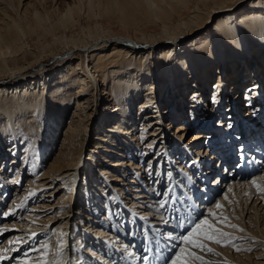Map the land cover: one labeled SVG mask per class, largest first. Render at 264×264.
Listing matches in <instances>:
<instances>
[{"label": "bare ground", "instance_id": "obj_1", "mask_svg": "<svg viewBox=\"0 0 264 264\" xmlns=\"http://www.w3.org/2000/svg\"><path fill=\"white\" fill-rule=\"evenodd\" d=\"M183 1L184 0H97L96 2H98V6L103 9L104 13L118 14V17L122 19L123 26L133 25V23H130V19L134 13L137 12L138 14L146 15V17H149L152 20L155 19V21H162L160 23V32L155 35H146L136 39H133L128 35H109L103 38L101 36H99V38H95L94 36L92 41L89 43L88 41L82 40H80L82 42H74L70 44V46H66L68 48L64 49V46L62 51L57 50L53 51L52 53L63 52L62 54H68L69 52H73L72 56L81 58V60H77L65 65V71L58 73L57 77L50 79V83L48 85L46 84L47 79L42 75L41 77H35L34 79H27L26 76H24L13 83L14 85H4L0 87V151L3 153L5 152L4 157H6L8 153L11 154L12 152V150L9 149L12 146H15L14 150L17 149L15 153L19 152V154H24L21 168L16 166L14 169V172L16 171L17 173L16 176L6 177L7 174H4V176L0 174V185L6 189L4 195L9 189L8 185H12L14 183L15 186L17 185L18 187V183H20L19 180L23 171L22 169L25 167L26 157H28L27 167H29V172H32L41 165V160L45 154L49 156L50 153L48 152V149L50 151V148L54 145V142H52V144L49 143L51 140H53V136L56 135L55 132L57 128L65 121L66 117L63 118V116L66 114L67 109L72 105V102L73 104L75 102L74 106L76 110L73 111L72 118L69 123L63 127L60 143L57 149H54L56 153L55 158L51 163H47L45 171L42 174L33 176L39 178L37 181H43L40 184L35 185L33 184V181H29L26 184L29 187L25 188V192L19 196V198L22 200L20 201L19 199V204H17L19 207H22L28 198L36 195V192L45 186L44 181L50 180L51 184H53V182L59 180L60 184L58 185V189L62 192L60 199L57 200L56 204L53 205L56 207V209H58L54 217L60 221L56 230L58 241L54 249L56 251L54 252V255H51L49 264H54V262L55 264H72L70 257L75 252L74 250L77 251L80 249L83 251L77 252L82 253L81 256L83 260L81 264H88L91 257L102 260L100 259V256L95 255V250L81 246L83 242H80L81 239H79V236L77 237V234H75L77 233L76 229L74 228L75 225L74 223H70V220L75 217L73 210H78L80 208L79 206H76L77 204L75 203V200H78L79 197L85 199V195H87V204L85 202V205L90 206L91 201L93 202V205L90 207V209L95 206L94 209L96 210L100 203H95L97 201L94 200V197L98 198V196L96 197L95 195V189L97 188V190L100 191L98 184H93L94 189H91V191L90 187L85 191L80 189V185H77L78 168L81 165H85L86 162V159H84L82 156L83 143L86 138L85 131H87L89 124V120L86 121V118L90 119L93 114H88L89 111L84 113V111L88 109V106H90V102H92L90 101L91 98L94 101L95 97L93 95V91L94 88H98L99 83L101 84L99 90H107L109 95H107V99H105L107 100L106 102L103 103V99H101L102 103L100 104V107L98 106V99L95 101L94 105H96V110H102V115H104L106 112H109L110 118H107L105 122L104 120L102 121L104 122L102 123L104 131L100 134V137L95 140L98 143L95 144L94 149L104 148L103 154L101 155V160L103 162L107 161V155L105 154H112L111 156L113 158H120L119 160L112 159V161L107 162L113 167V171L109 169V171H106L103 168L98 169V174H100V177L111 179L108 184H111L112 182H124L125 177L128 176L127 178H129L131 174L129 175V169L127 168L132 166L130 160H133L136 154H138V158L141 159L145 153H143L142 150L139 151L138 146L135 144V141L138 139V130L143 128L145 131L147 130L148 125H152L153 130L159 132L157 136H161L160 139L165 141L164 147L167 149L163 147V151L166 153L164 160L168 161H170L169 155H171L170 153L173 151L171 147H168L173 143L171 141L172 139L170 140L169 137H173V139L175 137V139L178 138L181 140L185 138L186 132H188V127L190 128L193 125H197L199 133L195 134L193 139V142L196 144H194L195 148L189 147V145L185 148H182V145L180 143L178 144V142H176L172 147L175 151L178 149V151L181 152H175L178 156V160L180 158L183 162L190 164V166L188 164V169L193 170V167L196 166L201 171L207 170L205 171V174H209L210 171L204 168L203 164H197L194 159L190 158V156L197 158V156L200 155V161H203L204 156L209 152L205 151L204 148L209 146L212 149H217L218 147L216 146L220 144V140L225 141V144L226 142H229V144L232 143L233 145L231 147H233L236 145L235 143H241V140L246 141L245 136H252L253 132H256V134L259 135V138L261 136L264 137V128L262 127V124H259V119L256 114L255 117L253 116V119L245 122L243 120H239L236 116L240 114L241 117H246V115L250 113L248 109H253L252 112L256 110L259 113H262L260 109L264 111V0H212V2H214V6L210 7L209 11L206 10V14L202 15L201 17H197L199 13H196L195 15L189 17L186 22H179L175 26L166 25L164 20L167 18V13L173 9L169 6L172 4V6H175L177 9L178 5H180ZM224 4L227 5L223 6ZM74 8L72 10H74ZM89 9L91 10L92 6L91 8L89 7ZM6 11L8 10L6 9ZM2 15H4L3 19L10 17L8 12L3 13ZM3 19L1 21H3ZM2 27L3 29L0 30V74H8V77L10 78L15 74H19L23 69L22 67L24 65L21 67H12L9 65V63L14 65L15 61L18 60L14 48L16 47V42L19 41V39H22L24 36L22 35L23 37L20 38L21 32L15 22L7 25L5 24V26ZM142 42L144 43L145 48L140 49L139 46L142 45L140 44ZM2 50L4 51L2 52ZM83 56L87 58V61L83 59ZM85 63L87 64L85 65ZM251 67H253V69H251ZM220 71L225 75L223 77L224 80H222L224 83L226 82L224 87L221 86L222 82L220 84H218V81L216 82V80H218L216 72ZM80 72L83 73V75H80ZM192 74H195L194 78L196 80V84L194 86L197 87L198 91L202 89L205 92L200 96L198 93L191 92L190 95H188L190 97L188 99V96L185 98V94H183V92L185 91L184 88H190L189 85L186 86V84H188L190 78H192ZM242 74H245L243 78L240 77ZM214 78H216V80ZM245 79H248L246 83H239L240 80L242 81ZM199 83L201 84L199 85ZM174 87L176 88V94L179 93V96L181 97H177V99H179V101L184 105L183 107L181 106L182 108L179 106L181 105L179 101H176L175 104L174 102H171L173 101V97H175V93H172ZM191 87H193V84ZM77 98H82L86 102L77 101ZM200 99H206V101L203 103H208L210 100L209 103H211L215 111H217V115L220 114L222 121L217 123L219 117H216L213 122H211L210 116L202 118L201 114H205L204 112L206 111V108H202V113V103ZM10 100H12V102H10ZM86 103L89 105H87V107H83ZM256 104L260 106V109L258 107H254ZM137 106L139 108H137ZM248 106L251 107L248 108ZM146 107H149L152 111L151 115L146 121L147 123L144 125L142 124L141 127H138L139 123L141 122L138 120V124H135L134 118L135 116H139V114ZM135 108H137L138 112L134 114V110H136ZM111 110H115L116 114L112 113ZM171 110L173 113H171ZM175 113L177 114L174 115ZM162 115H165L167 119L163 120ZM174 116L176 117L172 119ZM35 120H37V122ZM100 120L101 118H98V120L94 121L96 123ZM208 122H210V124L205 125ZM262 122L264 126V119ZM162 126L166 128L167 126H173L172 132L174 133H171V136H168L166 133L163 134L164 132L160 133V131L163 130ZM251 126L258 127L255 130H252ZM95 128L97 129V125L91 126L89 131ZM17 130L20 132L16 133ZM156 134L157 133H155V135ZM206 139L209 140V143L204 146ZM203 140H205V142ZM4 143L5 145H3ZM200 143L202 144V149L197 146L200 145ZM258 143H260V141H258ZM222 148L223 146L220 147V149L218 148L217 150L213 151L214 153L211 155V158H216L221 164L223 161L218 156H224L228 153L222 154L224 152L221 151ZM254 152L261 157V160H257L259 165H251L249 170H251L250 173L253 174V181L256 180V185L259 188H264V175H254V173L258 172L259 167L263 166L264 149H254ZM120 153H123L124 155ZM200 153H203V155ZM89 154L90 152L88 155ZM209 154H211V152ZM47 156H45V159ZM4 157L3 164L5 162ZM123 158L128 159L123 161ZM14 159L15 158L11 160L12 164L15 162ZM45 159L42 162H44ZM210 161L212 162L210 167H214L215 162L211 159H208V162ZM92 162H94V158H92ZM176 164L182 163L177 162ZM164 165L167 166L168 163L164 162ZM183 166H185V164ZM140 167L135 166L132 168L134 170L133 175H141V173H137L138 170H141ZM183 172L181 173L182 175ZM110 173L112 175H110ZM120 173L123 174L124 178H122V180L119 182L117 179L120 178ZM226 174L225 180L227 179ZM178 175L180 177V174ZM227 175L231 177V173ZM235 177L241 180L247 178V175L241 178L235 174L232 178L234 179ZM90 178L91 177H89V179ZM185 178V185H187L189 190L191 189V192L195 198V200L190 202V205L196 210V207L194 206L195 203L193 202H196V198L200 192V186L197 184L200 179L197 177L192 183L194 178L191 180L190 178L192 177L190 175L188 177L186 176ZM142 179L147 180L146 177H143ZM231 179L229 180L232 181ZM128 182L132 185L136 184L132 178H129ZM218 182H221L219 183L220 185L224 183L221 179L218 180ZM92 183L94 182H90L91 185ZM144 183L145 182L142 180L140 181V185H142L145 189L147 185ZM88 184L89 182L87 178V186ZM243 184L244 187L241 188ZM243 184L238 182L236 184L232 182L230 185L227 184V192L231 193L232 190L235 191V197L230 196L229 194H227L224 198L219 197L217 199L216 197V204L220 203L224 212H226V208L229 206L227 198H229L231 201H234V203H238L241 196L245 195L244 200L246 203H248L253 195L255 196L257 194H264V192L258 191V187L254 186L250 182ZM132 185H127V191L130 193H133L134 190H136L134 187L139 186ZM113 188L114 185H112V189ZM146 189L147 195L153 194L152 186L150 189L149 187ZM229 189H231V191H229ZM115 190L116 195L121 198L118 208L124 206V208L128 207L133 209L135 207L143 206L144 209H141L140 211L139 209L137 210L139 212V217H148L151 215L149 212H144L146 211L145 208L148 206L149 201L147 202L146 207L144 205V201H141V199L148 197H146L145 192L138 194L137 191L136 193L138 195L133 194L132 197L136 200L134 203L132 199L128 201L129 196L131 195L124 194L122 189L115 188ZM211 190H206L204 193L205 199L211 198V194L213 192ZM175 191L177 192L178 190L170 189L169 193H175ZM44 193L43 196L48 195L47 192ZM76 194L77 197H75ZM175 194L179 195L178 193ZM1 197L2 195L0 198ZM259 199H261L260 203H262V205L258 206V204L254 203L257 208L253 210L255 212V216L258 217L259 210H263L264 195L262 197H257L255 202H257ZM138 200H140V202ZM21 202H23L22 206ZM216 204L214 207H212V211L216 210H214ZM196 205L199 206L200 204L196 203ZM201 205L202 207L199 206L198 209H205L204 204ZM53 206L42 207L51 209ZM169 206L170 201H168V207ZM240 207L241 204L239 208ZM99 208L102 207L100 206ZM124 208L121 211V215L122 213L123 215L125 213ZM164 208H166V206ZM164 208L161 210V212L159 211L158 214H156L157 220L160 221L158 224L161 228L154 230L150 228V230L155 233L158 244L161 245L165 251H168L172 247L170 243L176 240V232H180V229L178 230L177 227H174L173 223L169 224L167 221H164L166 217V213L163 211ZM242 211L243 213L245 212L244 210ZM196 212H198V210ZM159 213L161 214L159 215ZM90 214H92V212H90ZM93 214L95 215L94 218L97 216L98 219L103 216V214L99 215L97 210L94 211ZM162 215L163 217H161ZM76 218V220H78V216ZM85 218L88 221L91 220L93 223H99L98 228H93L94 231L89 229V233L92 231L91 234H93V237L90 236L93 238L91 240L97 239L99 241L98 244H105L107 245V248H109V245H111L110 249L113 250V254H109V256L113 257L116 254L114 251L115 248L117 249L119 247L115 246L116 244H114V242H120V240L114 235H111L112 233L108 231V228L111 230L112 227H109V224H104L103 220L106 219H102L101 222L100 220L99 222L93 220L89 213L87 216H85ZM133 218L134 220L138 219L136 217ZM145 221L149 222L148 220ZM209 222L212 224V221ZM136 224H139L140 226L139 231L144 230L147 231V233L149 232V228L147 227V229L146 225L141 227V223L136 222ZM237 224L240 225V222ZM238 225L237 227H239ZM121 227V225L118 226L115 224L113 227V233L118 235V232H121L119 234H122V231H120ZM26 228L30 236H33V233L37 232V228L34 225L27 226ZM40 229L41 228H38V230ZM83 233H85L84 229ZM148 235H150V233H148ZM16 237L20 239L23 236L22 234H17ZM70 238L76 242L75 245L71 244V246H73L71 251H69ZM113 239H115V241H113ZM190 240L194 241L192 239ZM250 240L256 241L257 239L251 238ZM20 241L23 242L22 240ZM257 241L263 243L264 245L263 241ZM89 243L92 245L91 242ZM180 243L184 244L183 246L185 249L181 258L188 260V254L195 253L194 249L196 248H193L191 243H185L183 241H180ZM93 246L96 247L94 244ZM98 246L99 245H97V247ZM166 246H170L169 249ZM124 247L125 250L127 249L129 252L127 254L125 253V256L127 257L131 252V247ZM188 247L190 248V251H188ZM164 250L162 251L163 253ZM138 252L140 253L141 250L138 249L137 254H139ZM57 253L58 255L55 256ZM145 253H147V251ZM83 254L87 255V259ZM144 254H141V257H143ZM158 255H161L159 251H157V254H155L153 251V255L152 252H150V256L156 259L157 263H161V261L164 259V254L161 261ZM117 256H122V253L119 255L117 254ZM47 258H49V256ZM72 259L75 258L72 256ZM102 261L106 263V259H103ZM205 261L208 262V260ZM193 262L194 261H192V264ZM108 263H110V260L107 261V264ZM194 264L198 263L194 262ZM261 264H264V262Z\"/></svg>", "mask_w": 264, "mask_h": 264}, {"label": "rangeland", "instance_id": "obj_2", "mask_svg": "<svg viewBox=\"0 0 264 264\" xmlns=\"http://www.w3.org/2000/svg\"><path fill=\"white\" fill-rule=\"evenodd\" d=\"M96 1L97 0H0V18L3 19L4 15H2V14L6 13V12H8V15L10 16L9 18L3 19V21H1L2 19H0V30L3 29L2 26H5V24L7 25V24L15 22V24L18 26V28L21 32L20 38H22L24 36L22 39H19V41L16 42L17 48L16 47L14 48L15 54H16L18 60L15 61L14 65L9 63V65H11L12 67H16V66L21 67L22 65H24L22 67L23 69L21 70V72L19 74H15L13 77H10V78L8 77V74H0V87L4 86V85H12L16 81H18V79H21L24 76H26L27 79H34L35 77H39V76L41 77L42 75L44 76V78L47 79L46 84L48 85L50 83V79H53V77H57L58 73H62V71H65V69H66L65 65H67L68 63L75 62L77 60H81V58L72 56L73 52H69L68 54L67 53L62 54L63 52L52 53L53 51H57V50L62 51L64 46H65L64 49H66V48H68L66 46H70V44H72L74 42L76 43V42L88 41V43H89L90 41H92L94 36H95V38H99V36H101L103 38V37L109 36V35L110 36L111 35H115V36H127L128 35V36L132 37L133 39H136V38H140V37L146 36V35H155V34L160 32V23L162 21H160V22L155 21V19L152 20L149 17H146V15L138 14L137 12H135L134 15L130 19V23H133V25L123 26L122 25V19H120L118 17V14H116V13H112V14L111 13H104L103 9L98 6V4H97L98 2H96ZM211 2H212V0H210V1H208V0H184L182 2L183 4L181 3L180 5H178L177 9L175 6H172V4H171V6H169V7L173 8V9L171 11H168L167 18L165 19L166 21L164 20V22L166 25H169V26L174 25L175 26L179 22H186L189 19V17H191L192 15H195L196 13H199V15H197V17H199V16L201 17L202 15L206 14V10L209 11V8L214 6V4H213L214 2H212V3ZM92 4H94V5H92ZM226 5L227 4H224L223 6H226ZM88 6L90 8L92 6V9L90 10ZM72 7L73 8L75 7L74 10H72L73 9ZM79 8H81V9H79ZM6 9L8 11H6ZM92 13H93V15H92ZM26 19H27V21H26ZM38 23H40V24H38ZM20 26H22V27H20ZM39 28H41V29H39ZM90 35H91V37H90ZM73 37H74V39H73ZM80 40H82V41H80ZM65 43H67V44H65ZM140 44H142L141 46H139L140 49L145 48V45L143 42ZM18 46H19V48H18ZM3 51L4 50H2V52ZM94 52H96V51H94ZM60 55H62V56H60ZM83 59H85V61H87V58L85 56H83ZM86 64L87 63H85V65ZM251 69H253V67H251ZM221 71L216 72L217 73L216 76H217L218 80H216V78H214V79L216 80V82L218 81V84H220L222 82L221 86L224 87V84L226 82L224 83L222 80H224L223 77L225 75ZM80 75H83V73L80 72ZM194 75L195 74H192V78H190V81L188 82V84H186V86L189 85L190 88L189 89L184 88L185 91L183 92V94H185V98L188 95H190L191 92L198 93L199 96L205 92L202 89H200V91H198L197 87L194 86L196 84V80L194 78ZM244 76H245V74H242L240 77L243 78ZM247 81H248V79H245L242 81L240 80L239 83H241V82L246 83ZM192 84H193V87H191ZM200 84L201 83H199V85ZM100 86H101V84L99 83L98 88L97 89L94 88V91H93V95L95 97L94 101L91 98L90 101H92V102H90V106H88V109H86L84 111V113L89 111L88 114H90V113H93V114H92V117L90 119L86 118V121L89 120L88 121L89 124L87 127V131H85L86 138H85V141L83 143V153H82V156L84 159H86L85 160L86 162H85V165H81L78 168L77 185L78 186L80 185V189H83L85 191L87 188L90 187V191H91V189L92 190L94 189V185L98 184V186L100 187V191H98L96 188L95 189V191H96L95 195H96V197L98 196L99 199L94 197V200L97 201V202H95V201L94 202L95 203L100 202L96 210L99 212V215L103 214V216H101L102 218L100 217L101 219L100 218L98 219L97 216H96V218H94L95 215L93 213H94V211H96L94 209L95 206L92 209H90V207L93 205L92 201H91L90 206L85 205V202L87 201L86 200L87 195H85V199L79 197L78 200H75V203L77 204L76 206H79L80 208L78 210H76V209L73 210L75 217L72 220H70V223H72V224L74 223V225H75L74 228L77 231V233H75V234H77V237L79 236V239H81L80 242H83V244H81V246H83L84 248L88 247L89 249L95 250L94 252H95L96 256H100L101 257L100 259H102V260L106 259V263H105L102 260L94 259L93 257H91V259L89 260L90 261L89 263L90 264H100V262H101V264H107V261H109V260H110L109 264H114V261H116L119 264L128 263L127 260H124L122 262L118 261L119 256H117V254L119 255L120 253H122V256H120L121 260L126 258V259H129L130 261H133V259H134L133 256L136 259H138L141 256L139 252H138L139 254H135L138 256H135V255H129L127 257L125 256L129 252L127 249L125 250L124 246L132 247L134 249L137 247L130 246V243H128L126 241L124 242V240L121 239V236H124L126 234L131 235L132 232H133L132 236H134V225H133V230H132V227L130 224L131 222H134L135 224H136V222H139V223L142 222L140 224L141 227H143V225H146V228L148 227V228H151L152 230L160 229L161 227L158 224V222H160V221L157 220L156 214H158L159 211L161 212V210L165 206H166V208H164V210H163L164 213H166V217H165L164 221H167V223H169V224L173 223L174 227H177L178 230L180 229L179 231L181 233L176 232V234L178 233L176 235L177 237L180 235H187L188 231H191L192 228L195 227V225L197 223H199V221L201 219L205 218V219H207L209 225H212L214 228H216L219 231H222V232L227 234L225 239L231 238V237L236 238L234 243L236 244L237 248L241 249V251H236L230 245H221V244H217L211 240H206L203 237V235H201L200 231L194 233L193 236L190 237V239H192L198 243L205 244V245H207V247H210L213 250V252L209 253V252H202L197 248L194 249L196 255L202 256L203 259L208 260V262H210V264H261L262 262H264V245H263V243L257 241V240H261L264 242V239H263L264 238V205H263V210H259V217L260 218L258 216H255V212L253 211L254 209L257 208V206L254 205V203L258 204V206L262 205V203H260L261 199H259L257 202H255L256 198L262 197L264 194L263 195L257 194L255 196L253 195L250 198V201L248 203H246L244 200L245 195L241 196L238 203L237 202L234 203V201H231V200H229V198H227V202L229 203L228 204L229 206H228V208H226V212L223 211L222 205L220 208L215 207L214 210L215 209L216 210L212 211V207H214V205L216 204V201L219 197L224 198V197H226L227 194L235 197V191L232 190L231 193L227 192V186L230 185L231 182L234 184H236L237 182L240 184L247 183V182L252 183V181L254 180L252 173L250 175H248L247 178L241 179V180H239V178L237 179V177H235L234 179L233 178L231 179V177H229L226 174L227 179L223 180L224 183H222L225 186H223L222 184H221L222 185L221 186L219 184L221 182H218L219 179L217 178V176H215L216 174H214V176H212V175L209 176L210 179H212V182H211L212 184L210 185V189H207V190L212 189L211 191H213V192L211 194V197H213V198H211L209 201L205 202L204 200H207V198L205 199V196H204V193L206 192V189H204V188H206V187H199L200 185H199V183H197L199 185L197 187H199V190L202 191L203 193L200 194V192H199L198 197L196 198V202H193V203H195L194 206L196 207V210L193 206L190 205V202H192V200H195V198L193 196V193L191 192V189L189 190L187 185H185L186 184L185 183V179H186L185 177L186 176L188 177L190 175L192 177V178H190L191 180L194 178L192 180V183H193L195 181V178H197V175H195V173L193 172L195 167H193V170H190V169H188V167L190 166L189 163L183 162L182 159H180V158L178 160L177 159L178 156L175 153L178 151V149L175 151L172 146L176 142H178V144L180 143L182 145L181 146L182 148H185L188 145H189V147L193 148L194 144H195L193 142V139L195 137L194 135L199 133L197 125H193L190 128L187 126L188 132H186L185 138H183L181 140H179L178 138L175 139V137H174V139H173V137H169V139L170 140L172 139L171 141L173 142L171 144V146H168V147H171V149L173 150L170 153L171 155H169L170 161L164 160V158L166 156V153L163 151L165 141L163 139H160L161 136H157L159 134V132H157L156 130H153L152 125H148L147 130H145V131L143 130V128L138 130V133H137L138 139L135 141V144L138 146L139 151L142 150L143 153L144 152L145 153L143 154L141 159L138 158L139 155L136 154V156L133 158V160H130V163H132V166L127 168V169H129V171H128L129 175L131 174L130 175L131 177L129 176V178H132L134 180V182H136V184H135L136 186L139 185L138 187H134V189H136V190H134L133 193L132 192L130 193L127 191V189H128L127 185H132L128 182L129 181V178H127L128 176L125 177L124 182H120V180H122V178H124L123 174L120 173V176H119L120 178L117 179V181H119L120 183H113L112 182L111 184H108L111 179H105V177L104 178L100 177V174H98L99 168L100 169L103 168L106 171H109V170L113 171V167L110 164H108L107 162L112 161V159H114V160L120 159V158L118 159L116 157L113 158L111 156L112 154H105V155H107L106 156L107 161L103 162L101 160V155L103 154L104 148L94 149L95 144L98 143L95 140L97 138H99L100 134L104 131V129H103L104 127H103L102 123H104L107 118H110L109 112H106V113H104V115H102L103 114V113H101L102 110H100V109L96 110V107H95L96 105H94L95 101L98 99V106L100 107V104L102 103L101 99H103V103H104L107 101V100H105V99H107V95H109L107 90H105V91L101 90L100 91L99 90ZM182 87H184V86H182ZM175 89L176 88L174 87L172 93L176 94ZM191 89H193V90H191ZM177 91H178V89H177ZM175 94H174L175 97H173V99H172L173 101H171V102H174V104L176 101H179V99H177V97L181 98L179 96V93H177L176 95ZM99 95H100V97H99ZM153 95H154V93H153ZM187 98L189 99L190 97L188 96ZM141 100H142V97H141ZM77 101H84V100L82 98H77ZM204 101H206V99L201 100V103H202L201 109L206 108V111L204 112L205 114H201V117L203 118L206 116H210L211 122H213V120H215L216 117L217 118L219 117L217 123L222 121L220 114L217 115V111H215V109L213 108L211 103H209L210 100L208 103L207 102L203 103ZM10 102H12V100H10ZM84 102H86V101H84ZM257 103H258V101H257ZM74 104H75V102H74ZM74 104L72 102V105L66 111V114H65L66 116L65 115L63 116V118L66 117V119L64 121L65 124L63 122L57 128V130L55 132L56 135L53 136V140H51L49 143V144H52V142H54L55 146L53 145L50 148V151L48 149V152L50 154H49V156H47V154H45L43 156V158L41 160V165L38 166V168L36 170L29 172V167H27L28 157H26L25 167H23V169H22L23 171H22L21 178H20L21 181L19 180L20 183H18V187H17V185L15 186L14 183L13 184L10 183L12 185H8L9 189L7 190L6 194L4 195V192L6 189L0 185V196L2 195V197L0 198V200H1L0 201V264H49L51 255H54V252L56 251V250H54L56 247L57 241H58V237L56 235L57 234L56 230L58 228L60 221L54 217L56 214V211L58 209H56V207H54L53 205L56 204L57 200L60 199V195L62 192L61 190L58 189V185L60 184L59 180H56L55 182H53V184H51L50 180L44 181L45 186L43 188H41L40 190H38L36 192V195L32 196L33 198L32 197L28 198L22 207H19L17 204H19V199H20V201L22 200L21 198H19V196L23 192H25V190H24L25 188L29 187L26 185L29 181H33L34 185L40 184L43 181V180L37 181V179H39V178L33 177V176L38 175V174H42L45 171L47 163H51L53 161V159L55 158L56 153H55L54 149H57V147L60 143V140L62 137L61 135L63 133V131H62L63 127L69 123V121L72 118L73 111L76 110ZM180 104L181 105H179V106H180V108H182L184 105L181 102H180ZM87 105H89V104L86 103L83 107H87ZM161 107H163V106H161ZM250 107L251 106H248V108H250ZM254 107L259 108L260 106L258 104H256V105H254ZM102 108H103V106H102ZM137 108H139V107L137 106ZM137 108H135L136 110H134V114L138 112ZM203 109H202V113H203ZM172 110H173V107H172ZM172 110H171V113H173ZM252 110L253 109H248V111L250 113H248L246 115V117H244V118L241 117L240 114L236 115V116L239 120H243L245 122V121L253 119V116L255 117V114H256V116L259 119V124L263 125L262 121L264 119V111L262 109H260L262 111V113H259L256 110H254L252 112ZM111 111H112V113L116 114L115 110H111ZM151 112L152 111L150 110L149 107L144 108L143 111L139 114V116H137V117L135 116V118H134L135 124H138V120L141 122V123H139L138 127H141L142 124L144 125L145 123H147L146 121L149 119ZM99 114H100V116H99ZM176 114L177 113H175L174 115H176ZM199 116H200V114H199ZM162 117H163V120L167 119L165 115L164 116L162 115ZM175 117L176 116L172 117V119ZM98 118H101V120L97 121L95 123L94 120H98ZM157 119H159V118H157ZM74 120H75V118H74ZM103 120H104V122H102ZM35 121L37 122V120H35ZM153 121H154V119H153ZM164 122H166V121H164ZM209 124H210V122L206 123L205 125H209ZM212 124H214V123H212ZM259 124H258V126H259ZM94 125H97V129L95 128V129L89 131V129H91V126H94ZM201 125H203V124H201ZM257 127L251 126V129L255 130ZM162 128H163V130L160 131V133L164 132L163 134L166 133L168 136H171L174 133V132H172L173 126H170V127L167 126V128L162 126ZM230 130H232V129H230ZM154 131H156V132H154ZM17 132L19 133L20 131L17 130L16 133ZM155 133H157V134L155 135ZM254 133H256V132H254ZM13 137H12V139H13ZM159 139H160V141H159ZM203 141L205 142V140H203ZM205 143L206 144L209 143V140L206 139ZM220 143H221L220 145L223 146V143H225V141L223 142L222 140H220ZM206 144H204V145H206ZM3 145H5V143ZM201 145L202 144L200 143V145H197V146H199L202 149L203 147ZM101 146H105V145H101ZM14 147L15 146H12L9 149V150H12V152H11V154L8 153L6 157H4L5 152L3 153L2 151H0V174L2 176H4V174H7L6 177H14L17 174L16 171L14 172V169L16 168V166H19L18 168H21V166H22L24 154L23 153L19 154V152L15 153L17 151V149L14 150ZM20 148H21V145H20ZM165 149H167V148H165ZM189 149L192 150L191 148H189ZM204 150L207 151V147L204 148ZM21 151H23V150H21ZM89 152H90V154L88 155ZM178 152L181 153L180 151H178ZM209 153L210 152H208L207 155L204 156L203 160H206V159L213 160L216 163L214 166H219V169H220L219 171L222 172L223 166H221L222 164L219 163L220 161L217 159L211 158L212 153L211 154H209ZM226 153H227V151H224L222 154H226ZM120 154L124 155L123 153H120ZM200 154L203 155V153H200ZM45 156H47L46 159H45ZM3 157L5 158L4 164H3ZM13 158H15L14 159L15 162L12 164L11 160ZM92 158H94V162H92ZM190 158L194 159V161L197 164H204L205 165L204 161H200L201 160L200 155L197 156V158H194L192 156H190ZM44 159H45V161L42 162ZM127 159H124L123 161H125ZM164 162L168 163V165L167 166L164 165ZM177 162L178 163L180 162L183 165L185 164V166H183L182 164H176ZM206 162H208V160H206ZM188 164H189V166H188ZM135 166H137V167L141 166L140 169L142 170V172H141V170L137 171V173H141V175L140 174L138 175L139 177L136 175H133L134 170L132 168ZM163 167H164V169H163ZM212 168H215V167H212ZM184 170H187V171H184ZM198 170H199V168H198ZM158 172H159V174H158L159 176L157 175ZM182 172H183L184 176L181 174ZM128 173H127V175H128ZM168 174H170V175H168ZM178 174H180V177ZM204 174H205V172H204ZM110 175H112V174L110 173ZM254 175L255 176L256 175H258V176L264 175V162H263V166L259 167L258 172L254 173ZM141 176H142V178L146 177L148 181L145 179H142ZM169 176H171V177H169ZM89 177H91V178L89 179ZM157 177H159V178H157ZM212 177H214V178H212ZM87 178H88V182H89L88 186H87ZM175 178H176V180H175ZM27 179H29V180H27ZM138 179H140V180H138ZM229 179H231L232 181H230ZM141 180L143 182H145L144 184L147 185V187H149V189L151 186L153 187V189H152L153 194L147 195V189H146L147 187L144 189V187L142 185H140ZM183 180H184V182H183ZM90 182H94V183H92V185H91ZM169 182H170V184H169ZM0 184H1V182H0ZM112 185H114L113 189H112ZM135 185H132V186H135ZM168 187H169V189H168ZM243 187H244V184L242 185L241 188H243ZM115 188L122 189L124 194L131 195V196H129L128 201H130L132 199L134 203L136 200L132 197V195L137 194V193L142 194L145 192L146 197L148 196L150 198L147 197V198H144L145 200L141 199V201H144L145 207L147 205V202L148 201L150 202V203L148 202V206L145 208L146 211H144V212H147V213L149 212L151 215L148 217H139V212L137 210L139 209V211H140L141 209H144L143 206L142 207H135L133 209H130L128 207L124 208V206L118 208L121 198L116 195ZM157 188H158V192H157ZM170 189H175V190L177 189L178 191L177 192L175 191V193H178L179 195L175 194L174 192L169 193ZM238 190H240V189H238ZM195 191H197V190H195ZM44 192H47L48 195L43 196ZM174 194H175V196H174ZM75 197H77V194L75 195ZM165 197H166V199H165ZM186 197H188V198H186ZM216 197H217V199H216ZM214 199H216V200H214ZM189 200H191V201H189ZM138 201L140 202V200H138ZM168 201H170L169 207H168ZM196 203L200 204L199 206H201V207H202L201 204H204L205 209H201V208L198 209L199 206L196 205ZM86 204H87V202H86ZM240 204H241L240 208L245 211L244 213L239 208ZM161 205H163V206H161ZM42 206H45V207L53 206V208L48 209V208H43ZM100 206L102 208H99ZM9 208L10 209L14 208V212L12 214H10L9 216L5 217L3 215V212H9ZM123 208L125 209L124 210L125 213H124V215H123V213L121 215V211ZM197 210H198V212H196ZM90 212H92V214H90ZM88 213L92 217L93 220H96L98 222H99V220L101 222L102 219H106V220H103L104 224L105 225L109 224L110 225L109 227H112L111 230H110V228H108V231L112 233L111 235H114L117 239L120 240V242H114V244H116L115 246H119L117 248V250L121 251L120 253H118L116 251V254L113 257H111L109 255L106 256L107 253H105V251H107V249H108L107 245L98 244L99 241L97 239L91 240V239H93V238H91V237H93V234H91L92 231H94L93 228H98L99 223H93L91 220L88 221L85 218V216H87ZM176 213H177V218L180 220V222H182V224H178L175 222L177 220L176 219ZM160 214L161 213H159V215ZM125 215H126V218H125ZM77 216H78V220H76ZM133 217H136L138 219L134 220ZM161 217H163V215ZM171 217L174 218V220H173L174 222L170 220ZM130 220H133V221H130ZM145 220H148L149 222H147ZM128 221H130V223H128ZM209 221H212V224ZM239 222H240V225L237 224ZM115 224L118 226L119 225L122 226L121 230H120V231H122V234H119L121 232H118V235L113 233L114 232L113 227L115 226ZM31 225H34L37 228V232H35V235H33V236L29 235V232L27 231V228H26L27 226H31ZM137 225L139 228V224H137ZM228 225H235L236 227L233 228V227H229ZM237 225L239 227H237ZM181 226H182V228H181ZM38 228H41V229L38 230ZM83 229L85 230V233H83ZM89 229H92L91 233H89ZM128 229H129V231L126 232L125 230H128ZM202 230L206 231L207 225L203 226ZM44 233H46V234H44ZM138 233H140V231H138ZM17 234H22L23 237L19 239L16 237ZM162 234H163V232H162ZM81 235H83V236H81ZM127 237L128 236H126V238ZM137 238H148L150 240H153L151 238V236H147V233H146V235L139 234V236L136 237V241L138 240ZM249 238L250 239L251 238L257 239L256 240L257 242L254 240H250ZM70 239L71 240H70V244H69V251H71V249H73V246H71V244H74V245L76 244V242L72 238H70ZM20 240H22L23 242H21ZM10 241H13V243L10 244L9 243ZM113 241H115V239H113ZM156 241L158 244L157 239H156ZM41 242H42V244H41ZM89 242H91L92 245ZM53 243H54V245H53ZM173 243L179 244L180 247H177L175 249H172V247H171L169 256L163 264H171L170 258L174 257L175 253L179 252L181 247L184 248V246H183L184 244L180 243V241H178V240L171 242L170 243L171 246L174 245ZM93 244L96 245V247L93 246ZM44 245H47V248H44L43 247ZM88 245H91V246H88ZM97 245H99V246L97 247ZM122 245H124V246H122ZM166 247H168V249H169L170 246H166ZM249 248H251L252 251L246 250ZM74 251L75 252L73 253L72 256L75 259H72V256L70 257L72 264H81V262L83 260V258L81 256L82 253H79L77 251L81 252L83 250L80 249V250H77V251L74 250ZM188 251H190L189 247H188ZM150 252H152V255H153V249L150 250ZM164 252H166V251L164 250ZM25 253L27 255H25ZM110 254H113V252H111ZM155 254H157V252ZM56 255H58V253L55 254V256ZM83 255L87 259V255H85V254H83ZM48 256H49V258H47ZM158 256H159L160 261H161L162 253H161V255H158ZM4 257H7V259H5ZM115 257H116V259H115ZM188 260H189V264H192V261L197 262L199 264L198 261L191 260L190 257H188ZM97 261H99V263H97ZM194 262H193V264H194ZM85 264H87V263H85Z\"/></svg>", "mask_w": 264, "mask_h": 264}, {"label": "snow or ice", "instance_id": "obj_3", "mask_svg": "<svg viewBox=\"0 0 264 264\" xmlns=\"http://www.w3.org/2000/svg\"><path fill=\"white\" fill-rule=\"evenodd\" d=\"M252 184L254 186H257L256 185V181H252ZM229 191H231V189H229ZM258 191L264 192V188H259L258 187ZM22 204H23V202H21V206H22ZM161 206H163V205H161ZM216 207L220 208L221 205L219 203H217ZM13 212H14V209H10L9 212H3V215L5 217H7L10 214H12ZM205 225H207V230L206 231L202 230L203 226H205ZM228 226L229 227H233V228L236 227L235 225H228ZM198 231L201 232V235H203V237L206 240H211V241H213V242H215L217 244H221V245H230L236 251H241V249L237 248L236 244L234 243V241L236 239L235 237H231V238L225 239L227 234L222 232V231H219L218 229L214 228L212 225H209L207 219H201L199 221V223H197L195 225V227L192 228L191 231L187 232V235H180V236L176 237L175 239L178 240V241H183L185 243H191L193 248H197V249H199L202 252H209V253L213 252V250L210 247H207V245L201 244V243H197L196 241H191L190 240V237H192L193 234L198 232ZM33 235H35V233H33ZM9 243L11 244V243H13V241H10ZM43 247L47 248V245H44ZM177 247H180V245L179 244L172 245V249H175ZM246 250L247 251H252L251 248L246 249ZM184 251H185V249L181 247L180 251L176 252L174 257L170 258L171 259V264H189V260L181 258L182 257V253H184ZM25 255H27V254L25 253ZM188 255H189L191 260L198 261L199 264H210V262L205 261L203 259V257L200 256V255H196L195 253H189ZM4 258L7 259V257H4ZM144 258L146 259L147 257H144ZM54 264H55V262H54Z\"/></svg>", "mask_w": 264, "mask_h": 264}]
</instances>
